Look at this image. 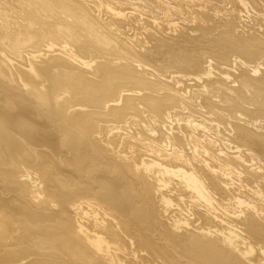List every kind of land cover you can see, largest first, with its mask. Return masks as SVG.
<instances>
[{
	"label": "bare ground",
	"instance_id": "6f19581e",
	"mask_svg": "<svg viewBox=\"0 0 264 264\" xmlns=\"http://www.w3.org/2000/svg\"><path fill=\"white\" fill-rule=\"evenodd\" d=\"M0 264H264V0H0Z\"/></svg>",
	"mask_w": 264,
	"mask_h": 264
},
{
	"label": "rangeland",
	"instance_id": "374dc122",
	"mask_svg": "<svg viewBox=\"0 0 264 264\" xmlns=\"http://www.w3.org/2000/svg\"><path fill=\"white\" fill-rule=\"evenodd\" d=\"M185 112L186 113H188L189 111H187V110H185ZM146 115H144V117H145ZM178 117V116H177ZM184 119V118H183ZM188 119H192V117H191V115H190V117L188 118ZM185 120V119H184Z\"/></svg>",
	"mask_w": 264,
	"mask_h": 264
}]
</instances>
